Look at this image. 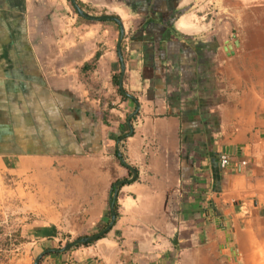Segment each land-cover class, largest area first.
Here are the masks:
<instances>
[{"label": "crops", "instance_id": "0c3cea01", "mask_svg": "<svg viewBox=\"0 0 264 264\" xmlns=\"http://www.w3.org/2000/svg\"><path fill=\"white\" fill-rule=\"evenodd\" d=\"M75 1L121 25L0 0V170L29 188L31 253L101 230L136 176L106 234L39 264H214L219 240H264V0Z\"/></svg>", "mask_w": 264, "mask_h": 264}, {"label": "rangeland", "instance_id": "374dc122", "mask_svg": "<svg viewBox=\"0 0 264 264\" xmlns=\"http://www.w3.org/2000/svg\"><path fill=\"white\" fill-rule=\"evenodd\" d=\"M29 188L21 178L0 170V264H33L36 255L31 253V240L22 232L31 218L35 216V205H30ZM32 206V207H31ZM264 241L245 239L247 248L238 251L239 240L233 235L222 246L219 240L214 248V264H264ZM257 243L255 252L250 253ZM243 247V246H242Z\"/></svg>", "mask_w": 264, "mask_h": 264}, {"label": "water", "instance_id": "95a60500", "mask_svg": "<svg viewBox=\"0 0 264 264\" xmlns=\"http://www.w3.org/2000/svg\"><path fill=\"white\" fill-rule=\"evenodd\" d=\"M70 2L72 4L74 10L77 12V14H79L80 16H82L86 19H89V20H111V21H114L117 24L121 25V21L119 20V18L117 16L107 15V14L98 15V16L90 15V14L84 12L82 10V8H80L79 5L76 3L75 0H70ZM121 40H122V36L119 38L118 44H117V53H118V55L120 57V61H121V70H120L117 86L123 95L134 100V97L132 95L128 94L127 92H125L123 90V86H122L124 67H123V58H122V53H121ZM138 108H139V105L136 103V110L128 116V118H127L128 122L130 121L131 117L134 114H136V112L138 111ZM129 133H131V130ZM123 137L124 136H121L118 139V142L121 139H123ZM119 160L121 163H123V158L121 156H119ZM129 170L132 172V177L130 179H127V180H118L117 182H115V184H114L115 186H119L125 182L134 180L136 173L133 170V168H131V167H129ZM116 196H117V191H115L112 195H110V201H109L110 218H109L108 223L101 230H99L93 234L87 235V236H82V237H78L76 239L67 241L60 248L46 249V250L42 251L41 253H39L38 255H36V257L34 258L33 264H39L42 256L46 253H50L52 251H66V250L72 248L73 246H75L77 244L90 243L92 241L97 240L102 235L106 234L115 222L116 213H115V208H114V199L116 198Z\"/></svg>", "mask_w": 264, "mask_h": 264}, {"label": "trees", "instance_id": "16d2710c", "mask_svg": "<svg viewBox=\"0 0 264 264\" xmlns=\"http://www.w3.org/2000/svg\"><path fill=\"white\" fill-rule=\"evenodd\" d=\"M118 78H119V76L118 75H114L113 76V82L117 85L118 84ZM115 183H112L111 184V194H113L115 191H117L118 190V188H119V186H115L114 185ZM114 208H115V210H116V198L114 199ZM107 223H108V221H107ZM106 223V224H107ZM105 224V225H106ZM81 244H86V243H81Z\"/></svg>", "mask_w": 264, "mask_h": 264}, {"label": "built area", "instance_id": "2783aa9c", "mask_svg": "<svg viewBox=\"0 0 264 264\" xmlns=\"http://www.w3.org/2000/svg\"><path fill=\"white\" fill-rule=\"evenodd\" d=\"M220 163H221V165H224V164L227 163V157H226L225 155H222V156H221Z\"/></svg>", "mask_w": 264, "mask_h": 264}]
</instances>
